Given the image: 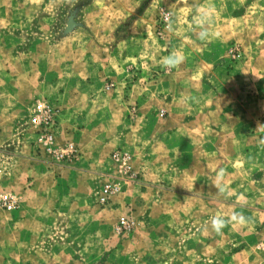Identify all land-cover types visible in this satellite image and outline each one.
Instances as JSON below:
<instances>
[{
  "label": "rangeland",
  "instance_id": "rangeland-1",
  "mask_svg": "<svg viewBox=\"0 0 264 264\" xmlns=\"http://www.w3.org/2000/svg\"><path fill=\"white\" fill-rule=\"evenodd\" d=\"M0 264H264V0H0Z\"/></svg>",
  "mask_w": 264,
  "mask_h": 264
},
{
  "label": "clouds",
  "instance_id": "clouds-1",
  "mask_svg": "<svg viewBox=\"0 0 264 264\" xmlns=\"http://www.w3.org/2000/svg\"><path fill=\"white\" fill-rule=\"evenodd\" d=\"M210 21V15L207 12L200 13L197 18L198 23V39L207 41L211 37V33L208 30V23ZM169 28L172 27L171 23L167 25ZM186 58L181 54L179 49H174L168 56L164 57L161 63V67L165 70L178 69L184 62ZM227 175L224 169H220L217 172V176L220 178L221 183L214 185L218 192L223 194L226 191L225 186L222 181ZM211 229L216 234L221 235L224 228L237 224L241 226H246L250 223V218L245 216L242 212H234L231 216L216 215L211 218Z\"/></svg>",
  "mask_w": 264,
  "mask_h": 264
},
{
  "label": "built area",
  "instance_id": "built-area-1",
  "mask_svg": "<svg viewBox=\"0 0 264 264\" xmlns=\"http://www.w3.org/2000/svg\"><path fill=\"white\" fill-rule=\"evenodd\" d=\"M34 121L39 122H45L47 124L52 122V114L51 109L48 105L37 102L34 104ZM54 134L50 131L48 134H46L45 137L42 139H46L48 143H51L49 146L50 154L56 159L57 161H63L66 158L67 152L63 149L54 147L52 143H54ZM112 185L108 184L105 187L102 188V190L99 193L98 200L100 202H106L108 199V196L110 194ZM2 202L4 203L5 207L9 210H13L18 205V199L16 195L12 194H5L2 198ZM120 230L126 231L132 229V223L128 221L127 219H122L119 226Z\"/></svg>",
  "mask_w": 264,
  "mask_h": 264
}]
</instances>
